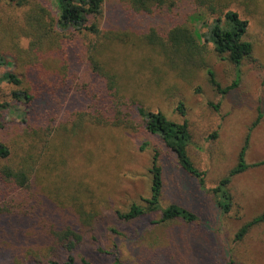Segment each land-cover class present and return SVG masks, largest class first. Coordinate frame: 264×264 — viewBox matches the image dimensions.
Wrapping results in <instances>:
<instances>
[{"label": "rangeland", "instance_id": "obj_1", "mask_svg": "<svg viewBox=\"0 0 264 264\" xmlns=\"http://www.w3.org/2000/svg\"><path fill=\"white\" fill-rule=\"evenodd\" d=\"M38 1L55 9L52 0ZM216 1L249 20L247 40L254 45L252 56L239 67L218 57L209 46L208 67L222 87L232 85L238 78V87L228 94L215 90L206 70H197L183 79L177 70L167 66L159 48L136 36L152 27L165 36V25H146L142 15L129 9L124 1L123 11L116 9L115 1H107L103 27L130 31L128 41L108 42L99 55L108 70L119 75L124 97L141 102L146 109L161 110L176 122H188L189 155L205 173L204 183L182 170L164 143L142 129L133 132L124 127L97 125L89 116L78 121L76 113L82 106L71 98L55 121L53 148L46 149L42 158L41 142L22 136L24 125L7 124L19 110L23 112V107L11 101L10 86L2 83L0 100L11 103V111H0V137L19 148L17 159L23 158L30 165L36 164L41 155L37 176L47 196L41 207L55 206L50 218L62 224L73 222L72 215L76 213L99 215V222L86 230L85 240L76 250V264H83L82 259L93 264H113L116 258L124 264H226L228 259L233 264H264V224L252 228L243 240H236L240 228L264 211V0ZM24 12L10 0H0V18L4 22L22 27ZM199 13L201 24L191 26L204 33V20L212 24L217 16L209 15L207 9ZM181 18L183 15L173 13L165 20L174 21V26L180 24ZM21 45L27 48L28 42L23 40ZM10 59L14 60L12 56ZM27 59L22 57L18 65L1 68L0 76L6 71L26 75ZM47 63L53 68L54 58L49 57ZM179 102L184 103L185 116L177 110ZM76 122L83 127L76 128ZM30 126L37 128L31 122ZM215 134L218 136L213 138ZM248 136L246 161L251 167L233 178L229 187L233 206L224 212L213 190L237 165ZM155 150L164 168L161 207L180 205L197 215L199 224L154 225L161 219L160 211L130 224L118 221L117 211H128L133 203H143L150 197ZM44 162L47 163L43 165ZM19 197L22 205L15 211L32 212L38 206L36 196L33 200L24 194ZM36 222L35 217L34 231ZM37 232L41 230L34 233ZM174 237L178 240L170 243ZM181 238L188 241L185 246Z\"/></svg>", "mask_w": 264, "mask_h": 264}, {"label": "trees", "instance_id": "obj_2", "mask_svg": "<svg viewBox=\"0 0 264 264\" xmlns=\"http://www.w3.org/2000/svg\"><path fill=\"white\" fill-rule=\"evenodd\" d=\"M10 1L25 10L24 25L9 24L0 18V69L18 65L22 57H27L28 70L24 76L15 71H6L0 76V92L2 83H6L11 88V101L23 107V112L19 110L7 124L24 125L22 136L41 142L43 155L46 149L53 148L51 134L55 121H58L66 101L71 98L82 106L76 113L78 121L82 122L89 116L97 125L124 127L133 132L142 129L164 143L175 155L182 170L204 183L205 173L194 165L189 155L191 133L188 122H176L161 110L146 109L141 102L124 97L119 75L108 70L99 57L108 42L128 41L130 35V31L103 27L108 0H52L54 10L43 6L38 0ZM110 1H115L116 9L121 11L125 9L123 3H127L129 9L142 15L141 19L146 25H165V36L154 27L142 34L136 33V36L159 48L167 66L177 70L183 79L197 70H206L209 82L219 94H228L238 87L237 78L232 85L223 88L209 68L206 56L210 54L209 46H212L218 57L236 67L252 56L254 45L247 40L249 20L243 19L239 11L227 10L216 0ZM204 9L217 18L212 24L204 20L203 28L206 31L201 33L191 23L201 24V18L197 15L200 14L199 10ZM173 13L179 17L183 15L179 25L172 26L174 21L165 20ZM127 15L131 18L130 13ZM23 40L28 42L27 48L22 47ZM49 57L54 58L53 68L47 63ZM177 110L182 116L186 115L183 102L178 103ZM0 111H11V103L0 100ZM30 122L37 128L31 127ZM79 125L76 122L75 127H83ZM248 146L249 136L238 154L237 165L213 190L219 197L218 206L224 212H229L233 206L229 189L233 178L251 167L246 161ZM18 153L19 148L11 147L0 137V264H76V250L83 244L86 230L99 222V215L76 213L72 215L73 222L62 224L53 221L50 214L55 211V206L41 207L46 204L47 196L37 176V164L45 155L42 158L39 155L40 160L30 165L23 158L17 159ZM160 161V153L155 150L150 168V197L144 199L143 203H133L128 211H117L121 224L133 223L159 211L161 219L154 221V225L177 222L182 225L199 224L197 215L180 205L161 207L165 180ZM20 194L27 195L29 200L36 196L38 206L32 208L33 213L15 211L16 207L22 205ZM35 217V231L41 230L42 234L34 233ZM262 224L264 211L240 228L236 240H243L252 228ZM177 240L174 237L169 242ZM180 242L185 246L188 241L181 238ZM31 243L33 246L28 247ZM82 262L93 264L85 259ZM113 264L124 263L116 258ZM226 264L233 262L228 259Z\"/></svg>", "mask_w": 264, "mask_h": 264}]
</instances>
